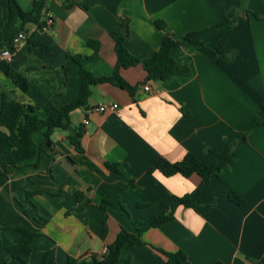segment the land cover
Returning a JSON list of instances; mask_svg holds the SVG:
<instances>
[{"label":"crops","instance_id":"0c3cea01","mask_svg":"<svg viewBox=\"0 0 264 264\" xmlns=\"http://www.w3.org/2000/svg\"><path fill=\"white\" fill-rule=\"evenodd\" d=\"M17 1L32 11L34 0ZM9 17L8 2L0 0V20ZM48 17L53 19L48 30L24 26L28 39L12 50L11 76L0 61V109L7 95L34 106L43 119L57 118L78 97L81 67L95 77L113 74L117 56L111 33L125 22L124 46L142 61L160 49L165 34L177 41L189 33L199 36L173 52L178 65L188 68L186 75L146 82L142 65L121 70L138 87L134 99L111 84L93 87L88 106L71 114L68 130L55 131L51 150L16 168H0V264L12 260L7 248L21 241L20 227L38 235L28 264L101 258L122 229L137 233L138 223L169 213L176 197L198 187L202 196L195 208L180 206L173 219L143 232L142 244L122 250L120 264H167L157 250L181 251L190 264H259L264 258V126L247 134L235 161L207 182L196 174L166 177L149 168L158 157L177 163L187 154L211 165L208 150L221 153L246 134L264 107V0H97L88 9L48 0L42 22ZM222 39L236 55L219 64L214 49ZM90 41L100 42L98 54ZM18 74L26 76L27 92L15 85ZM114 103L117 112L94 113L84 126L88 108ZM78 132L84 161L70 141ZM34 138L40 146L43 135ZM106 164L118 165L120 173L108 171ZM231 191L245 203L232 202ZM28 193H39L34 205L27 202ZM77 193L84 197L76 199ZM116 199L126 212L120 206L102 210L104 201Z\"/></svg>","mask_w":264,"mask_h":264},{"label":"trees","instance_id":"16d2710c","mask_svg":"<svg viewBox=\"0 0 264 264\" xmlns=\"http://www.w3.org/2000/svg\"><path fill=\"white\" fill-rule=\"evenodd\" d=\"M8 2L10 17L7 22L0 20V51L9 46L13 38L23 30L27 24H35L43 28L45 23L42 22L43 11L48 0H34L33 9L30 12H25L19 5L17 0H6ZM64 5L69 8L78 5L84 9L96 4L97 0H62ZM18 23L21 26L18 27ZM156 25L160 29H165V24L162 21H156ZM199 33H189L185 35L183 41L175 40L170 34H165L163 37L160 49L155 52L150 58L140 60L134 57L124 46L126 36L121 33V30H116L111 33V37L115 41V53L117 56L116 68L111 76L95 77L92 73L84 68L79 70V94L78 97L71 103L63 106L59 110L57 118L47 117L45 119L38 115V109L30 104H22L15 101L7 95L2 96L0 109V168L10 169L16 168L26 161L34 159L42 152H48L54 146L52 137L56 130L66 131L71 126L70 116L73 112L80 108H86L90 97L92 96V88L98 85L111 84L120 88L134 99L138 91L137 86L130 85L122 76L121 70H127L139 65H142L147 73L146 82L152 80L165 81L173 76H184L188 73V68H181L173 57L174 50L178 49L184 41H198ZM226 40L222 39L218 42L214 49L217 57L216 62L219 64L229 63L235 59L236 52H228L225 48ZM89 46L98 54L100 51V42L90 41ZM77 63H80L81 57L75 58ZM6 74L11 76L9 65L7 62H1ZM15 85L27 92L29 83L24 74L14 76ZM264 126V107L261 108L258 115L251 121L250 126L245 135L240 136L238 141L228 147L221 153L208 150L207 153L212 158V164L203 163L194 154H187L184 159L177 163H172L163 157H158L154 160L149 168V172L159 171L166 177L182 175L185 178H190L196 174L202 178L203 182H207L217 172L224 167L232 164L237 156L239 145L246 140L254 128ZM36 134L43 135V142L40 146L36 144L34 136ZM82 135L77 133L76 137L71 138V144L78 153L79 160L84 161V149L80 139ZM85 164L92 169L98 170V167L93 163L85 160ZM108 171L120 173L118 165H105ZM127 186H123L124 190ZM39 193H28L27 202L34 205V197ZM201 187L183 197H176L169 213H161L153 216L143 222L137 224V233L128 232L122 229L115 241L108 245L107 252L101 258L92 256L90 259L78 261L69 259L68 264H120L122 250L127 245L142 244L141 234L151 228H157L163 223L174 218V211L180 207L195 208L201 200ZM84 197L82 193L76 194V199ZM229 198L232 202L243 205L245 201L236 193L230 192ZM109 206H120L126 212L124 206L119 199L114 201H104L102 210H106ZM22 234V239L18 244L11 245L7 248L12 260L2 264H28L32 254V242L38 236L27 228L20 227L16 229ZM2 241L0 239V248ZM158 253L165 256L167 264H190L187 256L179 251L176 253H166L162 250H157ZM259 264H264V258Z\"/></svg>","mask_w":264,"mask_h":264},{"label":"built area","instance_id":"2783aa9c","mask_svg":"<svg viewBox=\"0 0 264 264\" xmlns=\"http://www.w3.org/2000/svg\"><path fill=\"white\" fill-rule=\"evenodd\" d=\"M45 25L43 27L44 30H48L50 27L53 25V19L51 17H48L44 21ZM28 37L25 32H19L12 40L11 44L6 47L0 54V61L1 62H11L13 58L12 50L17 51L18 47L20 44L24 43L27 41ZM144 91L149 92L150 87L144 86ZM119 109V106L117 104H102L98 105L95 108H88L86 110V118L83 121L84 126H88L90 124V117L94 113H100V114H105V113H115ZM247 264H254L253 262H247Z\"/></svg>","mask_w":264,"mask_h":264},{"label":"water","instance_id":"95a60500","mask_svg":"<svg viewBox=\"0 0 264 264\" xmlns=\"http://www.w3.org/2000/svg\"><path fill=\"white\" fill-rule=\"evenodd\" d=\"M121 33L124 35L128 34L127 22H125L124 27L121 29Z\"/></svg>","mask_w":264,"mask_h":264}]
</instances>
